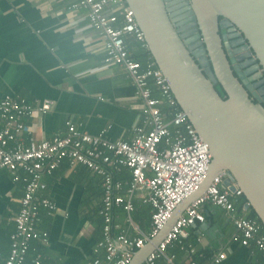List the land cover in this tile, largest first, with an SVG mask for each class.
<instances>
[{
	"label": "built area",
	"instance_id": "1",
	"mask_svg": "<svg viewBox=\"0 0 264 264\" xmlns=\"http://www.w3.org/2000/svg\"><path fill=\"white\" fill-rule=\"evenodd\" d=\"M78 7L88 11L89 27L105 38L106 63L121 65L128 72L141 100L144 121L133 130V138L128 141H108L105 133L97 136L80 133L74 124L68 123L64 136L35 142L33 128L23 120L46 114L51 103L35 106L24 98L13 96L0 101V174L7 170L14 182L24 185L21 207L14 219L10 252L4 264H27L28 261L44 264L41 255L29 259L30 243L36 241L47 246L49 242L48 230L40 227L58 208L44 193L47 178L65 160L72 166L81 164L102 178L100 215L104 226L98 248L104 250V259L98 258L89 264H130L135 254L165 228L177 207L199 191L210 171L209 147L190 123L187 113L177 109L178 103L162 72L153 68L142 70L141 64L133 60L126 48L127 36H134L147 47L134 11L126 1L80 0L79 6L73 8ZM119 18L122 24L118 27ZM150 82L160 91L159 98L154 96ZM164 106L174 109L173 114L169 113L171 117L165 116ZM23 135L29 138L27 146L21 141ZM122 169L129 171L130 178H119ZM225 178L226 173L221 172L212 179L205 192L190 203L143 264H159L161 260L175 264L174 256L168 253L169 247L185 237L188 228L205 222L203 207L207 204L222 209L233 220L239 233L235 241L245 247L255 244L264 259L261 226L254 220L237 216L234 199L242 192L236 189L232 193L224 187ZM140 189L146 191L144 201L152 207L148 232L133 218V201ZM117 208L124 211L128 229L115 224L113 213ZM118 228L120 232L115 235ZM226 258L227 254L222 252L213 263L219 264Z\"/></svg>",
	"mask_w": 264,
	"mask_h": 264
},
{
	"label": "crops",
	"instance_id": "2",
	"mask_svg": "<svg viewBox=\"0 0 264 264\" xmlns=\"http://www.w3.org/2000/svg\"><path fill=\"white\" fill-rule=\"evenodd\" d=\"M79 2L0 0V101L13 96L35 106L51 103L46 114L23 120L33 128L35 142L64 136L68 123L80 133H105L108 141L131 140L133 130L144 121L141 100L126 69L106 63L105 38L89 27L86 9L73 8ZM21 141L30 144L27 136ZM126 176L130 178L129 171L122 169L119 178ZM23 193V183L14 182L3 170L0 264L10 252ZM102 193L99 175L81 164L63 161L47 178L44 193L58 208L40 227L48 230L49 242L41 246L35 241L29 259L41 255L44 264H89L94 258L104 259V250L98 248L104 226L103 221L102 226L99 223ZM145 194L144 189L138 190L135 202L143 205ZM113 215L115 224L128 229L121 208ZM211 215L210 220L188 228L186 236L169 247L175 264H214L213 259L222 252L227 258L219 264H264L257 249L234 240L239 233L222 209H214Z\"/></svg>",
	"mask_w": 264,
	"mask_h": 264
},
{
	"label": "water",
	"instance_id": "3",
	"mask_svg": "<svg viewBox=\"0 0 264 264\" xmlns=\"http://www.w3.org/2000/svg\"><path fill=\"white\" fill-rule=\"evenodd\" d=\"M125 1L134 11L148 50L180 109L187 113L212 156L209 174L199 191L177 207L165 228L135 254L130 264L144 263L190 203L199 198L221 172L226 173L224 187L232 193L239 189L247 199L245 209L252 208L264 225V86L255 92L253 86L248 85L230 51L228 60L218 34L221 28L227 33L235 32L230 38H244L239 43L248 42L244 50L251 49L255 55L250 63L258 60L264 73V0H191V6L186 0H179L185 2L182 12L191 10L185 15L188 17L185 23L197 20L190 24V27L199 26L192 34L202 33L190 40L187 39L189 33H184V27L180 28L182 24L177 23L179 19L175 16L179 12L173 2ZM192 40H197L202 48L193 50ZM229 48L226 44V49ZM233 69L239 73L237 77L241 82ZM263 84L261 81L258 86ZM217 86L225 93L224 98ZM247 90L258 103L250 98Z\"/></svg>",
	"mask_w": 264,
	"mask_h": 264
},
{
	"label": "trees",
	"instance_id": "4",
	"mask_svg": "<svg viewBox=\"0 0 264 264\" xmlns=\"http://www.w3.org/2000/svg\"><path fill=\"white\" fill-rule=\"evenodd\" d=\"M119 22L120 23H118V25H117L118 27L121 26V24H122L120 18H119ZM125 42H126V48H127L128 52L131 53V56H132L133 60L139 62L141 64V66H142L143 69H147V68L158 69V67H157L154 59L151 56L150 51L144 45V43L139 42L134 36H127L125 38ZM153 84L152 83L150 84L151 85V88H152V92H153L154 96L158 97L159 94H160V91L158 89H156L155 86H153ZM218 91L220 92V89H218ZM220 94H221V96L223 98L225 97V93L224 92H220ZM177 109H180L179 105L177 106ZM162 111L164 112L165 116L167 115L169 117H171L169 115L170 112L172 114L174 113V109H171V108H169L167 106H164L162 108ZM128 176H126L127 178L125 177L124 179H128ZM116 178H117V176H116ZM142 203H144V204L142 205L141 203L140 204L139 203H136L135 200L133 201V205H134V208H135V210L133 212V218L139 224L140 228H142L144 231H146L149 228L151 229L152 207H151L150 204L146 203L145 201L142 202ZM246 203H247V199H246V197L243 194L241 196L236 197L234 199V204H235V209L237 211V214L241 215V217L248 218V219H251V220L256 221L261 226V231L264 234V225L262 224L261 220L259 219V217L256 215V213L254 212V210L252 208H250L248 210L245 209ZM214 209H216V207H214V206H212L210 204H207V205H205L203 207V212L205 214V220H206V218H208L209 220L211 219V217H212L211 214H212V212H213ZM115 210H118V208L115 209ZM222 214H224V211L223 210H222ZM99 217H100L99 218V223L102 226L103 218L100 215H99ZM103 224H104V221H103ZM199 224H201V223H198L197 225H199ZM150 229L148 231H150ZM102 231H103V227H102ZM148 231H146V232H148ZM114 234L115 235H118L119 232H115L114 231ZM101 238H103V237H101ZM34 243H35V241H33V242L30 243V253H31V251H33V244ZM247 247H252V248L257 249L255 247V244H253V243H250V245L247 246ZM260 255H261V258L263 259L261 253H260ZM95 259H98V258H94L91 261H94ZM263 261H264V259H263ZM160 264H165V262L163 260H161L160 261Z\"/></svg>",
	"mask_w": 264,
	"mask_h": 264
},
{
	"label": "flooded vegetation",
	"instance_id": "5",
	"mask_svg": "<svg viewBox=\"0 0 264 264\" xmlns=\"http://www.w3.org/2000/svg\"><path fill=\"white\" fill-rule=\"evenodd\" d=\"M169 1H170V3L173 2L174 7L177 8V11L179 12L175 16V18L179 19L177 23L182 24L180 26V28L184 27V31L183 32L184 33H189L188 36H187V39H189V40L193 39L196 35H198V33H199V35H202L201 31H198V32H195L194 34H192L193 30L198 28L199 26L196 24L194 27H190V24H193L197 20H195L192 23H190V22L185 23V21L188 19V17H186L185 15H186V13L190 12L191 10H188V11L186 10L185 12H182L183 9L185 8V6L183 4H185V2H187L188 6H191L192 5L191 4V0H186L185 2H183V1L180 2L179 0H169ZM174 11H176V10H174ZM221 19L222 18H220V20ZM231 28H234V27H229V29H231ZM226 33H227V31L224 30V29H221V28L218 31V34H219V36L221 38L223 49H224V51H225V53L227 55L228 60H230V57L228 55V51H230L232 53V58H234V60L236 61V64L238 65V67L240 69V72L244 76V80L247 81L248 85L253 86L255 92H258V90L262 86H264V84L258 86L259 82L264 81V73L262 71V67L258 63V60L255 61L254 63H250V61L255 58V55L252 53L251 49L250 50H244V46H246L248 44V42L245 41V42H243V44L239 43L240 39H244V38H242V37H240V38L239 37L230 38L229 36H232L233 33H235V32H230V33H227V34ZM224 36H226L227 39H225ZM200 40L203 41V43H204L203 36H201ZM197 44H198L197 40H192V42L190 44L192 47H194L193 50H195V51H198V50H200L202 48L201 45L198 46ZM226 44L230 45L229 49H226ZM249 53H251V54H249ZM258 66H259L258 69L254 70L252 72L249 71V73H247L248 70L256 68ZM234 74L237 77L239 73H237L234 70ZM259 74H261L262 76L255 78ZM240 82H241V80H240ZM255 85H257V87ZM246 86H244V87L246 88ZM216 88H217V90L220 89V92H223V90H222V88L220 86H217ZM247 91H249V90H247ZM249 96L255 103H258L257 99L252 95V92H250V91H249ZM262 98L263 97H261V99Z\"/></svg>",
	"mask_w": 264,
	"mask_h": 264
}]
</instances>
